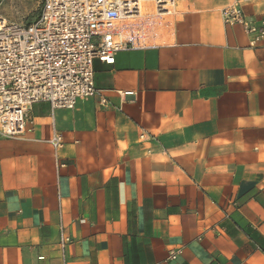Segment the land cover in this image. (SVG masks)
<instances>
[{
    "label": "crops",
    "instance_id": "1",
    "mask_svg": "<svg viewBox=\"0 0 264 264\" xmlns=\"http://www.w3.org/2000/svg\"><path fill=\"white\" fill-rule=\"evenodd\" d=\"M153 1L95 97L0 137V264H264V47L223 25L235 0Z\"/></svg>",
    "mask_w": 264,
    "mask_h": 264
},
{
    "label": "built area",
    "instance_id": "2",
    "mask_svg": "<svg viewBox=\"0 0 264 264\" xmlns=\"http://www.w3.org/2000/svg\"><path fill=\"white\" fill-rule=\"evenodd\" d=\"M41 10L29 24L0 17V137H21L31 123L34 104L51 113L72 111L79 101L98 94L93 63L113 66L117 53L128 49L122 26L140 18V0H40ZM235 0L221 10L224 26H239L250 48L264 47V11L259 19L246 16ZM156 16L173 15L172 0H154ZM102 106L106 101L101 99ZM142 137V136H141ZM57 151L63 143L54 132L48 141ZM61 238L63 249L71 244ZM182 250H171L175 261Z\"/></svg>",
    "mask_w": 264,
    "mask_h": 264
},
{
    "label": "rangeland",
    "instance_id": "3",
    "mask_svg": "<svg viewBox=\"0 0 264 264\" xmlns=\"http://www.w3.org/2000/svg\"><path fill=\"white\" fill-rule=\"evenodd\" d=\"M40 10V0H0V17L8 22L29 24L37 17ZM143 23L144 18H140L133 23L137 34H139ZM125 37L128 39V35H125Z\"/></svg>",
    "mask_w": 264,
    "mask_h": 264
},
{
    "label": "bare ground",
    "instance_id": "4",
    "mask_svg": "<svg viewBox=\"0 0 264 264\" xmlns=\"http://www.w3.org/2000/svg\"><path fill=\"white\" fill-rule=\"evenodd\" d=\"M140 15H141V8H140ZM140 15H139V16H140Z\"/></svg>",
    "mask_w": 264,
    "mask_h": 264
}]
</instances>
